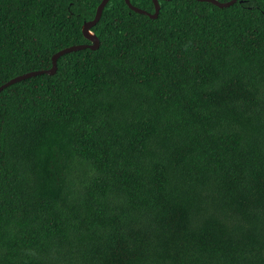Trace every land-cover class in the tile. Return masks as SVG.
Instances as JSON below:
<instances>
[{"label":"trees","instance_id":"trees-1","mask_svg":"<svg viewBox=\"0 0 264 264\" xmlns=\"http://www.w3.org/2000/svg\"><path fill=\"white\" fill-rule=\"evenodd\" d=\"M101 1L0 0V86ZM159 3L0 92V264H233V5ZM234 264H264V0L234 3Z\"/></svg>","mask_w":264,"mask_h":264},{"label":"water","instance_id":"water-1","mask_svg":"<svg viewBox=\"0 0 264 264\" xmlns=\"http://www.w3.org/2000/svg\"><path fill=\"white\" fill-rule=\"evenodd\" d=\"M152 1L154 3V6H155L154 13L147 12L141 8L134 6L131 3V0H125L126 4L133 11H135L139 14H144L146 16H149L152 19H155L159 16V12H160L161 7H160L159 0H152ZM165 1H170V0H165ZM197 1L209 2V3H212L213 5H215L219 8H226V7L233 5V0H229L227 2H221L219 0H197ZM237 1L238 0H234V3H236ZM108 2H109V0H102L101 3L97 7L95 17L90 21H85L84 24L82 25V33H83L84 37L88 41H90V43L73 45V46H70V47H67V48H64V49L58 51L57 53H55L53 55L51 68L45 69V70H37V71H33V72H29V73L17 76L15 78L9 80L8 82L4 83L3 85H1L0 86V92L12 84H15L19 81L25 80V79L30 78V77H34V76H37L40 74H49V75L55 74V72L57 71V61L64 54L74 52V51H79L82 49H87V48L92 49V50L98 49L100 47V40H99L98 36L92 31V27L95 26L99 22V20L101 19L103 10H104V8Z\"/></svg>","mask_w":264,"mask_h":264}]
</instances>
